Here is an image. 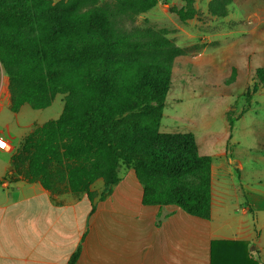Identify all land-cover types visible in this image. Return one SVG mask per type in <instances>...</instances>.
I'll return each instance as SVG.
<instances>
[{
    "label": "trees",
    "instance_id": "obj_1",
    "mask_svg": "<svg viewBox=\"0 0 264 264\" xmlns=\"http://www.w3.org/2000/svg\"><path fill=\"white\" fill-rule=\"evenodd\" d=\"M182 1L177 17L192 19L194 0ZM230 1L210 0L208 12L224 17ZM157 3L0 0V70L9 110H43L63 96L61 114L22 138L12 165L27 183L52 193L85 194L92 210L95 198L111 195L119 169H131L143 206H175L208 220L211 157L199 154L192 134L159 131L174 60L182 51L164 31L131 25ZM255 76L251 94L264 85V69ZM243 113L227 116L230 129ZM98 180L100 193L91 191ZM219 243L234 247L236 264H257L241 241L211 242L210 264H216ZM79 253L77 247L67 264H75Z\"/></svg>",
    "mask_w": 264,
    "mask_h": 264
},
{
    "label": "rangeland",
    "instance_id": "obj_2",
    "mask_svg": "<svg viewBox=\"0 0 264 264\" xmlns=\"http://www.w3.org/2000/svg\"><path fill=\"white\" fill-rule=\"evenodd\" d=\"M209 1L194 0V17L180 21L176 11L183 8L182 0H158L131 25L164 31L182 51L174 60L159 131L192 134L199 154L212 159L214 189L226 192L225 203L245 207V192L264 193V85L251 94L256 70L264 69V0H231L224 17L208 12ZM0 96L9 99L1 70ZM62 100V95H56L43 110L24 105L16 115L0 101V139L11 142L9 152L0 150V165L7 162L12 167L10 158L21 136L58 118ZM242 110L230 129L227 116L236 118ZM6 124L9 127L3 130ZM102 188L101 180L93 184L94 190ZM259 217L264 221V215Z\"/></svg>",
    "mask_w": 264,
    "mask_h": 264
},
{
    "label": "crops",
    "instance_id": "obj_3",
    "mask_svg": "<svg viewBox=\"0 0 264 264\" xmlns=\"http://www.w3.org/2000/svg\"><path fill=\"white\" fill-rule=\"evenodd\" d=\"M0 101L9 109L8 97ZM212 167L210 218L204 220L175 206H143L142 187L131 169H119L111 195L95 198L92 210L85 194L52 193L37 182L27 183L5 162L0 165V264H67L77 247L75 264H210L213 241L245 242L249 258L264 264L259 217L264 193L245 192V207L225 203L226 192L213 187ZM91 191L102 190L92 185ZM233 248L217 244L216 264H236Z\"/></svg>",
    "mask_w": 264,
    "mask_h": 264
},
{
    "label": "built area",
    "instance_id": "obj_4",
    "mask_svg": "<svg viewBox=\"0 0 264 264\" xmlns=\"http://www.w3.org/2000/svg\"><path fill=\"white\" fill-rule=\"evenodd\" d=\"M0 145H2V146H0V148H2L5 151H10L11 150L10 144L8 142H6V141H3V140L0 139Z\"/></svg>",
    "mask_w": 264,
    "mask_h": 264
},
{
    "label": "snow or ice",
    "instance_id": "obj_5",
    "mask_svg": "<svg viewBox=\"0 0 264 264\" xmlns=\"http://www.w3.org/2000/svg\"><path fill=\"white\" fill-rule=\"evenodd\" d=\"M0 146H2V145H0Z\"/></svg>",
    "mask_w": 264,
    "mask_h": 264
}]
</instances>
